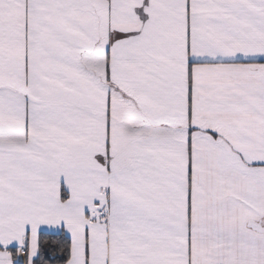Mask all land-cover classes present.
Segmentation results:
<instances>
[{"label":"snow or ice","instance_id":"1","mask_svg":"<svg viewBox=\"0 0 264 264\" xmlns=\"http://www.w3.org/2000/svg\"><path fill=\"white\" fill-rule=\"evenodd\" d=\"M0 264H264V0H0Z\"/></svg>","mask_w":264,"mask_h":264}]
</instances>
